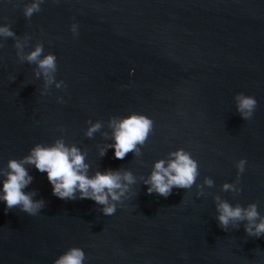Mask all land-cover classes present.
Returning <instances> with one entry per match:
<instances>
[{"label":"water","instance_id":"1","mask_svg":"<svg viewBox=\"0 0 264 264\" xmlns=\"http://www.w3.org/2000/svg\"><path fill=\"white\" fill-rule=\"evenodd\" d=\"M30 2L0 0V25L31 37L25 52L43 43L66 86L41 95L37 66L0 37V168L62 137L87 153L90 176L122 168L137 183L104 216L91 199L56 197L47 173L26 166L33 181L24 191L45 207L29 216L0 201V264H54L71 247L85 252L84 264H264V236L249 237L245 222L222 230L214 200L255 202L264 216V0H44L28 19ZM238 93L257 100L251 120L236 111ZM132 113L153 120L142 155L121 160L109 148L101 157L99 148L114 143L101 135L111 136L107 121ZM89 120L103 123L92 138ZM180 148L198 161L196 184L209 177L214 186L200 196L195 184L166 198L148 194L139 178ZM241 158L242 191H222Z\"/></svg>","mask_w":264,"mask_h":264},{"label":"clouds","instance_id":"2","mask_svg":"<svg viewBox=\"0 0 264 264\" xmlns=\"http://www.w3.org/2000/svg\"><path fill=\"white\" fill-rule=\"evenodd\" d=\"M58 2V0H57ZM44 0H31L24 7L25 18L30 19L33 14L41 11ZM71 31L74 36L79 34L78 24L73 23ZM0 37L12 38L17 50V57L21 63L27 61L35 64L34 75L37 79L43 78V90L41 95H46L52 85L57 89L65 87L64 81L56 80L58 71L57 58L54 54L44 55L43 43H37L33 50L25 52L24 49L31 39L25 35L23 38L11 29L9 25H0ZM134 71V70H133ZM58 102L63 103L62 97H57ZM236 111L244 120L253 118L257 108V100L254 96L238 93L235 96ZM89 127L85 136L92 138L103 127L101 121H88ZM107 127L111 130L101 135L114 143L105 144L99 148L103 157L109 148H114L115 158L124 159L128 153H133L136 158L142 155L141 148L153 131V120L139 113H132L127 117L113 116L107 121ZM86 152H82L75 144L68 145L61 137L51 145L37 143L29 151V154L21 159H9L6 168H0L2 189H0V201L6 203L7 209L18 208L29 216H36L44 207L43 199H34L36 191L25 192L33 181L26 166H35L40 172H46L52 185L53 195L62 200L91 199L97 205L102 206L100 211L104 216L114 215L118 206H123V201L132 194L131 186L137 183V177L127 169H106L95 171L89 175L90 165L86 162ZM247 161L241 158L236 162L237 177L233 183H224L222 191L239 194L242 191L240 176L245 171ZM199 176V164L189 151L183 148L168 153V159L155 161L150 175L145 179L140 177L144 185H147V193H156L162 197H168L173 188L190 189L195 184L197 196L204 194L205 186L211 188L214 181L205 177L203 184H196ZM217 211L216 219L222 230L227 231L229 226L238 229L241 222L249 237L264 236V216L260 215L257 203H249L246 207L237 203L232 206L219 195L214 197ZM85 252L80 247H71L57 259L54 264H84Z\"/></svg>","mask_w":264,"mask_h":264}]
</instances>
